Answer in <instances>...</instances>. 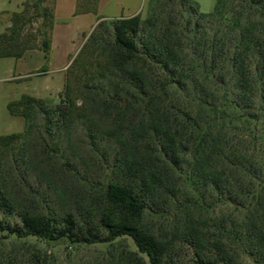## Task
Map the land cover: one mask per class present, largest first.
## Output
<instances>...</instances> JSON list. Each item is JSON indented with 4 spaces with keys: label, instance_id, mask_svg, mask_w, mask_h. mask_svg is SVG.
<instances>
[{
    "label": "trees",
    "instance_id": "1",
    "mask_svg": "<svg viewBox=\"0 0 264 264\" xmlns=\"http://www.w3.org/2000/svg\"><path fill=\"white\" fill-rule=\"evenodd\" d=\"M97 6L98 0H77L74 15H96ZM149 13L112 21L109 41L101 31H108L107 23L99 21L66 68L61 103L51 110L68 128L87 116L86 99L95 91L109 121L106 133L118 146L111 177L90 195L86 221L71 213L36 224L24 219L26 235L86 245L128 238L136 250L121 252L118 264H172L173 241L145 223L152 214L167 218L172 208L182 214L177 241L191 247L197 260L230 264L232 255L243 254L261 262L264 215L254 219L248 212L241 225L226 228L220 222L210 234L186 215L191 206L186 193L202 199V187L209 188L217 203L240 208L242 195L258 202L264 193V180L254 188L246 179L253 166L224 132L226 109L241 115L246 109L233 89L264 111V0H216L210 13L199 12L190 0H151ZM0 17L9 23L0 32V58L40 50L39 73L45 72L55 0H23L19 11H2ZM101 81L108 82L106 88H93ZM219 89L224 98L217 97ZM33 108L43 114L53 141L50 112L41 99L22 95L7 104L8 112L25 122ZM23 137L0 135V148Z\"/></svg>",
    "mask_w": 264,
    "mask_h": 264
},
{
    "label": "rangeland",
    "instance_id": "2",
    "mask_svg": "<svg viewBox=\"0 0 264 264\" xmlns=\"http://www.w3.org/2000/svg\"><path fill=\"white\" fill-rule=\"evenodd\" d=\"M139 1V12L144 19L150 14L151 0ZM190 1L201 13L212 12L216 3V0ZM22 2L23 0L18 3L19 10ZM90 14L88 17L66 20L72 28L71 41L68 44L71 51H75L82 41L77 31H88L91 21H94V14ZM112 21L114 20L104 21L108 31L101 29L105 41L110 40ZM36 26L37 24L32 25L33 28ZM88 35L84 36L83 43ZM42 55L41 51L31 57L26 54L20 65H17L15 73L21 69H33L35 65L40 66L43 63ZM6 75L5 72H0V77ZM50 75L65 78L59 71H52ZM107 84L108 82L101 81L95 83L93 88L100 90L106 88ZM27 91H30L29 81H0V135L24 133L23 138L9 139L0 148V264H118L121 252L136 250L128 238L118 239L112 245H86L71 244L64 238L46 241L26 235L24 219L36 224L42 217L63 218L71 213L76 221H86L85 207L89 197L96 186L105 184L111 177L112 157L118 148L115 139L106 133L109 121L100 111L99 97L94 94L95 91L86 99L87 116L68 128L51 111L61 103V97L52 93L42 99L44 109L50 112L53 141L46 133L43 114L37 108L30 110L27 122L8 112L7 103L19 99L21 93H29ZM62 91L63 88L59 93L62 94ZM232 92L236 100L242 99L245 105H241L246 109L243 111L244 115L226 109L225 115L228 118L225 119L224 132L227 131V138L234 151L243 153L246 162L253 166L246 179L254 188H258L259 182L264 180V111L260 110L257 101L246 103V96L240 94L238 97L234 89ZM216 95L224 98V90L219 89ZM229 121L231 125H228ZM53 143L57 146L56 150L52 147ZM247 187L243 183L241 190L246 191ZM186 196L191 205L186 215L210 234H214L215 225L220 222L226 228L230 225H241L243 216L248 212H252L254 219L264 215V193H261L258 202L246 195H240L241 208L217 203L216 195L209 188L202 187V199H191L190 191H187ZM170 210L167 218L153 214L147 217L145 223L148 230L173 241L172 264H206V258L197 260L191 247L177 241L178 231L182 229V214L172 208ZM232 256L230 264H264V259L260 262L243 254Z\"/></svg>",
    "mask_w": 264,
    "mask_h": 264
},
{
    "label": "crops",
    "instance_id": "3",
    "mask_svg": "<svg viewBox=\"0 0 264 264\" xmlns=\"http://www.w3.org/2000/svg\"><path fill=\"white\" fill-rule=\"evenodd\" d=\"M20 2L21 0H0V14L2 11H19L18 3ZM76 2L77 0H55V23L51 34L48 65L45 72L39 73V70L44 65V55H42L43 63L40 66L35 65L33 69H21L17 74L15 73L17 65H20L26 54L31 57L34 53H38L40 50L28 51L19 59L10 57L0 58V72H5L7 74L6 77H0L2 78L0 81L5 83L22 81L30 82V91H27L29 93H21L20 97L22 95H29L42 100L52 95V93H56V96L60 97L61 94L59 92L64 87V77L56 78L50 74L52 71H59L65 75V70L71 59L77 54L83 44L84 38L90 34V31L95 27V24L99 21L110 19L117 20L119 18H127L140 14L139 0H136V2L133 0H98L97 14L93 15L94 21H91L88 31H77L78 34H80L82 41L75 51H71L68 44L71 41L70 35L72 28L66 23V20L75 19L81 16L88 17L91 15L90 13L74 15ZM8 25L9 23L3 22L0 17V32H2ZM50 67H52V69H50ZM53 87H55V90Z\"/></svg>",
    "mask_w": 264,
    "mask_h": 264
}]
</instances>
